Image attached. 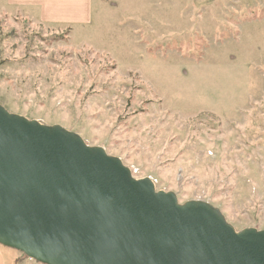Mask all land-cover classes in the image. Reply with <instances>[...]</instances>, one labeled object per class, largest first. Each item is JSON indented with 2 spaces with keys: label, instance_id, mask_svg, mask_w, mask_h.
<instances>
[{
  "label": "rangeland",
  "instance_id": "obj_1",
  "mask_svg": "<svg viewBox=\"0 0 264 264\" xmlns=\"http://www.w3.org/2000/svg\"><path fill=\"white\" fill-rule=\"evenodd\" d=\"M5 1L3 107L78 133L180 203L212 204L237 231L264 229V0H92L88 25Z\"/></svg>",
  "mask_w": 264,
  "mask_h": 264
},
{
  "label": "water",
  "instance_id": "obj_2",
  "mask_svg": "<svg viewBox=\"0 0 264 264\" xmlns=\"http://www.w3.org/2000/svg\"><path fill=\"white\" fill-rule=\"evenodd\" d=\"M0 245L40 264H264V229L180 203L59 124L0 104Z\"/></svg>",
  "mask_w": 264,
  "mask_h": 264
},
{
  "label": "crops",
  "instance_id": "obj_3",
  "mask_svg": "<svg viewBox=\"0 0 264 264\" xmlns=\"http://www.w3.org/2000/svg\"><path fill=\"white\" fill-rule=\"evenodd\" d=\"M5 4L43 23L88 25L92 15V0H6ZM22 255L0 245V264H24Z\"/></svg>",
  "mask_w": 264,
  "mask_h": 264
}]
</instances>
